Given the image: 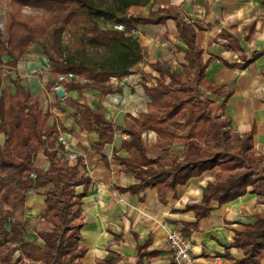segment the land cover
Instances as JSON below:
<instances>
[{"label":"trees","instance_id":"16d2710c","mask_svg":"<svg viewBox=\"0 0 264 264\" xmlns=\"http://www.w3.org/2000/svg\"><path fill=\"white\" fill-rule=\"evenodd\" d=\"M103 1L110 4L102 6L95 0H8L0 27V264H80L86 252L80 231L87 191L77 190L86 183L83 159L78 157L69 164L61 157L56 147L57 126L47 125L49 113L41 110L38 97L30 94L16 72L18 61L33 45L42 48L54 77L46 89L64 84L69 89L91 88L103 96L112 92L111 77L127 76L133 66L145 62L144 51L133 33L136 26L174 20L187 47V64L182 74H176L160 62L151 63L159 77L155 85H143L149 98L146 113L137 118L128 116L125 125L118 126L105 119L100 109L92 111L77 101L65 100L79 115L78 126L97 132L94 149L98 152L112 143L115 132L127 135L122 148L128 157L121 162L137 182L121 190L138 193L152 185L164 190L175 188L218 168L200 202L188 206L194 211L196 222L210 213L211 202L224 204L250 192L264 203V153L254 148L253 128L239 133L223 115L231 91L206 80L205 69L212 58L203 60L194 25L183 19L175 5L132 15L128 13L131 6H145L152 0ZM260 3L264 14V0ZM96 18H106L110 25H100ZM115 24H122L124 30H115ZM64 33L70 36L66 46L62 43ZM221 36L227 40L226 50L241 56L237 64L221 59L226 66L243 68L259 55L253 52L245 57L236 39L225 32ZM96 53L99 59L95 58ZM5 70L13 71L14 77L3 89ZM67 73L74 78L57 81L58 75ZM199 88L225 95V99L218 104L202 96ZM171 127L183 134L176 135ZM149 131L158 136L154 145L143 140L144 132ZM171 137L183 144L179 156L163 148ZM161 148L166 152L163 157H150ZM40 151L48 161L47 169L35 164ZM30 193L42 195L45 205L41 220L44 228L32 229L37 240L28 239L30 221L21 214ZM5 202L13 203V207L4 206ZM15 204L21 206L20 216ZM232 245L243 251L242 260L236 264H259L264 256V213L256 214L252 223L236 231ZM143 254H138L134 264H142ZM119 260L118 255L112 254L98 259L96 264H118Z\"/></svg>","mask_w":264,"mask_h":264},{"label":"crops","instance_id":"0c3cea01","mask_svg":"<svg viewBox=\"0 0 264 264\" xmlns=\"http://www.w3.org/2000/svg\"><path fill=\"white\" fill-rule=\"evenodd\" d=\"M148 4L145 12L136 14L145 15L158 7L175 5L183 19L194 25L203 60L212 58L205 69L206 80L231 91L223 115L239 133L253 128L254 148L264 153V14L260 0H152ZM222 32L238 41L245 57L256 52L257 58L243 68L226 66L221 59L237 64L241 56L226 50L227 40L221 36ZM133 33L144 51L145 62L133 66L129 75L109 81L112 92L103 96L91 88L69 89L64 84H60L63 97L56 94V86L46 89L54 77L39 45L31 46L16 67L22 84L32 96L38 97L41 110L49 113L47 125H59L70 148L85 165L86 183L77 188L87 191L80 231L86 252L80 264H96L98 259L112 254L120 257L118 264H134L139 253H144L142 264H173L166 244L170 228L180 229L191 239L190 253L196 264H236L242 260L243 251L232 245L234 233L252 223L256 214L264 213V203L258 202L257 194L247 192L224 204L211 202L210 213L196 222L195 213L188 206L200 202L205 186L214 179L218 168L175 188L164 190L152 185L138 193L121 190L137 182L121 162L128 157L122 148L124 133L115 132L112 143L98 152L94 149L97 132L80 128L76 122L79 115L65 100L77 101L92 111L100 109L105 119L118 126H124L128 116L137 118L146 113L149 98L143 85H155L159 77L151 63L160 62L171 72L182 74L187 64L184 58L187 47L172 19L165 24H138ZM199 92L218 104L225 99V95H214L203 88ZM170 130L176 135L183 134L173 127ZM143 140L154 145L158 136L152 131L144 132ZM163 148L179 156L183 144L171 137ZM163 148L150 157H163L166 153ZM35 164L47 169L48 161L42 151L37 154ZM25 206L31 214H45L40 194H28ZM259 264H264V256Z\"/></svg>","mask_w":264,"mask_h":264},{"label":"built area","instance_id":"2783aa9c","mask_svg":"<svg viewBox=\"0 0 264 264\" xmlns=\"http://www.w3.org/2000/svg\"><path fill=\"white\" fill-rule=\"evenodd\" d=\"M114 29L117 31H123L122 24H115ZM74 78L72 73L58 75L57 81L62 82ZM116 80V77H111L110 81ZM57 86H60L59 84ZM56 86V87H57ZM57 139L56 147H58V153L69 164L74 163L79 157L78 153L70 148L68 141L66 140L65 133L61 131L57 124ZM123 138L126 139L127 135L123 134ZM34 177V175H30ZM166 244L170 250V254L173 260V264H196L195 259L191 256L190 250L192 248V242L180 229L170 228L166 232Z\"/></svg>","mask_w":264,"mask_h":264},{"label":"rangeland","instance_id":"374dc122","mask_svg":"<svg viewBox=\"0 0 264 264\" xmlns=\"http://www.w3.org/2000/svg\"><path fill=\"white\" fill-rule=\"evenodd\" d=\"M98 1L100 4H102V6H106L109 5V1H103V0H95ZM7 3L8 0H0V17H1V23H0V27L2 28V23H4L5 20V11L7 10ZM154 3V1H153ZM153 5V4H152ZM151 5V6H152ZM150 4H147L145 6H132L129 8L128 13L129 14H136V13H143L145 12L148 8H149ZM26 12L29 13V10L26 9ZM95 21H97L100 25H104V24H109L110 25V20L108 21L106 18H96ZM136 37V36H135ZM70 40V36L68 33H64L62 35V43L64 46H66L67 42ZM96 59H99V55L96 53L95 55ZM14 77V73L13 71L11 72H7L6 70L3 73V83H2V88L6 89L9 85V79ZM2 136L0 135V141H2ZM4 206L6 207H13V203H3ZM15 211L16 214L19 215L20 214V210H21V206L19 204H15ZM23 217L25 219H28L30 221V227L28 229L29 235H28V239L29 240H37V236L35 234L34 231H32L33 228L36 229H41L44 228L43 224L41 222L43 215L38 214H31L30 211H28V208H26V206L24 207L22 213ZM20 216V215H19ZM39 241V240H38ZM18 255V253H16V256ZM24 264H30L29 262L24 261Z\"/></svg>","mask_w":264,"mask_h":264},{"label":"water","instance_id":"95a60500","mask_svg":"<svg viewBox=\"0 0 264 264\" xmlns=\"http://www.w3.org/2000/svg\"><path fill=\"white\" fill-rule=\"evenodd\" d=\"M55 92L59 97H63L64 96V90L61 86H57L55 88Z\"/></svg>","mask_w":264,"mask_h":264}]
</instances>
